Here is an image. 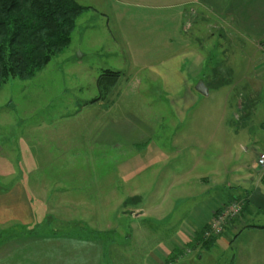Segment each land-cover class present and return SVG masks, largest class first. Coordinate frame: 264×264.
I'll list each match as a JSON object with an SVG mask.
<instances>
[{
  "label": "rangeland",
  "instance_id": "rangeland-1",
  "mask_svg": "<svg viewBox=\"0 0 264 264\" xmlns=\"http://www.w3.org/2000/svg\"><path fill=\"white\" fill-rule=\"evenodd\" d=\"M75 1L91 10L77 19L70 46L33 79L10 80L0 89V120L8 125L4 137L9 157L16 158L20 142L21 157L29 159L25 164L36 169L31 178L39 190L35 198L30 193L35 216L32 226L0 225V264H230L229 242L220 238L225 232L208 250L200 240L192 239L172 252L174 242L169 240L188 227L181 212L161 220L156 212L144 216L135 211L165 202L166 186L172 180L163 175L158 157L157 150L166 143L159 137L162 130H154L148 147L136 149L137 153L147 150L140 152L142 156L135 153L131 158L122 149L111 148L110 141L96 149L97 133L92 126L98 112L96 115L91 102L101 96L99 76L107 70L121 72L111 94L99 101L104 108L123 102L127 85L136 77L133 89L138 92L129 89L127 106L149 125L160 122L161 111L170 127L177 122L171 99L165 94L160 98L161 82L153 73L163 68L159 64L165 56L169 73L171 56L183 53L186 63L196 64H185L184 72L210 90V96H198L194 106L197 113L201 111L199 121L208 122L217 134L215 143L232 153V166H252L256 155L244 151L249 136L241 129L239 104L226 97L235 88V78L247 70L240 59L244 52L220 47V35L212 32L214 19L206 17L212 9L218 14L237 11L241 0ZM246 3L247 7L251 4ZM219 20L223 23L229 18ZM197 26L201 32H210L202 35L200 51L195 43V38L200 39ZM255 41H250L254 48L246 50L249 61L259 56L262 60L264 41ZM193 52L199 56H191ZM263 69L261 63L253 67L256 73ZM187 121H192L191 112ZM220 124L231 126V137ZM251 136L260 138L255 131ZM168 147L173 151L171 142ZM254 150L259 152V146ZM209 164L200 162L197 170L201 172ZM131 170L144 172L130 180L136 182L133 185L127 184ZM118 172L123 175L120 180ZM133 187L139 189L135 194ZM168 196L174 205L182 195L170 191ZM234 202L245 204L241 199Z\"/></svg>",
  "mask_w": 264,
  "mask_h": 264
},
{
  "label": "crops",
  "instance_id": "crops-1",
  "mask_svg": "<svg viewBox=\"0 0 264 264\" xmlns=\"http://www.w3.org/2000/svg\"><path fill=\"white\" fill-rule=\"evenodd\" d=\"M247 1L251 3L248 7ZM239 6L237 11L229 9L224 14L215 13L212 9L206 17L211 16L214 19L212 21L214 23L212 32L220 35L218 39L220 47L244 52L240 59L243 61L241 64L246 66L247 70L235 78V88H233V91L230 90V93L227 91L226 97L232 99L235 105L239 104L237 111L240 114L238 116H240L241 129L249 136V139L244 142V151H253L256 155V160L252 166H232V153L226 146H222L223 144L215 143L214 139L217 134L213 133V128L210 127L208 122L199 121L201 111L197 113L194 107L199 102L198 96H201L196 91L198 81L193 75L184 72L185 64L192 66L196 64H193V62L186 63L183 53L171 56V70L169 73L166 70L168 68V56L161 59L159 66L161 67L164 64L163 68L153 73L154 76H158L161 82V90L158 91L160 98L162 94H165L167 98L171 99V111L177 122H173L174 124H170L169 127L161 111H158L160 121L158 124L152 123L149 125L135 116L134 111H131L127 106L129 96H126L130 94L128 93L129 89L138 92L133 89L134 82L137 80L136 77H133L132 83L128 82V91L123 97V102L118 101L116 105H110L111 107L106 108H104L105 105L102 102L92 105L91 108L95 110L96 115L98 112L97 122L93 124L92 129L97 133L95 137L96 149L98 144H100V148H103V143L110 141L111 148L122 149L131 158L139 148L148 145L155 129L162 130L159 137L166 143L162 146L161 151L157 150L159 152L158 157L161 158L163 175L169 181H172L170 185L166 186L167 196L165 202L160 203V205H151L149 209L137 208L135 211L139 214L142 213L144 216H149L147 214H150V211L156 212L161 220L174 217L181 212L180 216L184 218L183 221L188 223V227L179 230L169 240L174 242L170 251L173 252L176 248L181 249L179 245H182L185 241L196 240L202 234V231L206 230L216 211L228 203L241 199L245 200L242 214L228 225L224 236L220 238L225 242L226 240L229 242L230 264H264V229L260 228L264 227V211L254 208L249 203L250 196L257 188H260L264 193V173L256 167L257 157L260 152L264 151V69L256 73L253 67L258 63L262 64L261 57H254L249 61L247 60L248 51H246L249 48H254L253 43H250V41H264V0H241ZM222 18H229V21H223L222 23V20H219ZM235 18L238 19L236 22L233 21ZM195 29L193 30L200 31L198 26ZM205 33L210 34L209 31H200L198 33L200 39L195 38L198 51L201 50V46L204 44L202 35ZM214 38L213 35L212 39ZM214 43L216 42L214 41ZM249 43L252 46H249ZM194 55L199 56L197 52H193L191 56ZM207 90V97H209L210 90ZM240 98L241 103H239ZM190 112L192 113V121L189 122L187 117ZM7 126L0 120V225L16 222L24 227H29L35 221L30 193L32 198H35L39 191L36 189L38 187L37 182L32 179L36 169H32L25 164V159L27 161L29 159L21 157L24 151L21 149L22 144L20 142L16 146V158L9 157V147L4 137ZM219 126L222 128L223 133L227 131L229 137L232 136L231 126L228 128L224 124ZM167 130L174 131L167 134ZM252 131H255L260 138H252ZM167 138L173 145V151L168 147ZM257 146L260 148L259 152L254 150ZM146 151L139 150L137 154L142 156L140 152ZM200 162L210 164L204 166L203 170L199 172L197 168L199 169ZM215 162L220 163V165L216 167ZM171 163L176 164L171 166ZM143 173L139 170L129 171L127 184H136L134 180L133 182L130 180L136 179ZM121 177H123L122 173L118 172L117 178L120 180ZM143 183L147 184L145 177ZM185 188H188L189 191L185 192ZM133 189L134 194L139 190L135 187ZM170 191L182 195L179 196L177 204L173 205L169 203L170 201L168 202ZM185 193H187V196H185ZM247 199L248 203H246ZM135 216L140 217L141 215L135 214ZM152 257L161 259V257L155 255ZM151 263L154 264L152 261Z\"/></svg>",
  "mask_w": 264,
  "mask_h": 264
},
{
  "label": "trees",
  "instance_id": "trees-1",
  "mask_svg": "<svg viewBox=\"0 0 264 264\" xmlns=\"http://www.w3.org/2000/svg\"><path fill=\"white\" fill-rule=\"evenodd\" d=\"M89 10L75 0H0V89L10 80L29 81L43 71L70 46L77 19ZM122 76L103 72L97 80L101 96L91 103L105 100ZM204 232L196 240L208 250L218 237L204 239Z\"/></svg>",
  "mask_w": 264,
  "mask_h": 264
},
{
  "label": "built area",
  "instance_id": "built-area-1",
  "mask_svg": "<svg viewBox=\"0 0 264 264\" xmlns=\"http://www.w3.org/2000/svg\"><path fill=\"white\" fill-rule=\"evenodd\" d=\"M262 55V64L264 67V52ZM256 167L264 173V151L259 153ZM242 211L243 204L237 202L225 205L216 211L213 215L212 221L209 223L203 234V238L212 239L213 237H220V235L225 232L228 225L240 217Z\"/></svg>",
  "mask_w": 264,
  "mask_h": 264
},
{
  "label": "water",
  "instance_id": "water-1",
  "mask_svg": "<svg viewBox=\"0 0 264 264\" xmlns=\"http://www.w3.org/2000/svg\"><path fill=\"white\" fill-rule=\"evenodd\" d=\"M196 91L202 95L207 97L208 90L204 84L200 83L196 87ZM249 203L256 209L260 211H264V193L261 191L260 188H257L249 198Z\"/></svg>",
  "mask_w": 264,
  "mask_h": 264
}]
</instances>
